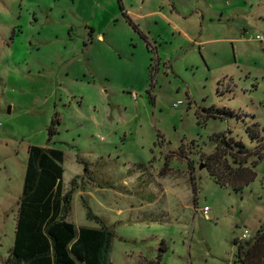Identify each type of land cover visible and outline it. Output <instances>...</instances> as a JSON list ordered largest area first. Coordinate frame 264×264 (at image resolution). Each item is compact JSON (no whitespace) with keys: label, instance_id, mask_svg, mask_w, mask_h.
I'll return each mask as SVG.
<instances>
[{"label":"rangeland","instance_id":"rangeland-1","mask_svg":"<svg viewBox=\"0 0 264 264\" xmlns=\"http://www.w3.org/2000/svg\"><path fill=\"white\" fill-rule=\"evenodd\" d=\"M220 135L256 160L240 189L207 168ZM30 144L63 150L111 264H232L264 229V0H0V264Z\"/></svg>","mask_w":264,"mask_h":264},{"label":"trees","instance_id":"trees-1","mask_svg":"<svg viewBox=\"0 0 264 264\" xmlns=\"http://www.w3.org/2000/svg\"><path fill=\"white\" fill-rule=\"evenodd\" d=\"M57 122L59 117L55 113L48 129L49 139ZM251 153L242 140L220 135L214 150L206 156L207 168L221 185L240 189L256 174V160L247 165ZM63 161L64 152L58 147L28 146L7 264H111L112 230L102 222L97 227L76 226L67 219L72 190L63 188ZM88 215L94 216L90 211ZM235 242L236 258L232 264H264L263 228L250 238Z\"/></svg>","mask_w":264,"mask_h":264},{"label":"built area","instance_id":"built-area-1","mask_svg":"<svg viewBox=\"0 0 264 264\" xmlns=\"http://www.w3.org/2000/svg\"><path fill=\"white\" fill-rule=\"evenodd\" d=\"M259 37V35H257V38ZM182 101L181 100H178L176 102L173 103V106H177L179 103H181ZM203 213L204 214H207V210H208V206L207 205H204L203 206ZM253 234H250L249 232H247V230H244L241 234V238L240 239H247V238H250Z\"/></svg>","mask_w":264,"mask_h":264},{"label":"crops","instance_id":"crops-1","mask_svg":"<svg viewBox=\"0 0 264 264\" xmlns=\"http://www.w3.org/2000/svg\"><path fill=\"white\" fill-rule=\"evenodd\" d=\"M148 40V39H147ZM154 43V42H153ZM155 46V45H154Z\"/></svg>","mask_w":264,"mask_h":264}]
</instances>
